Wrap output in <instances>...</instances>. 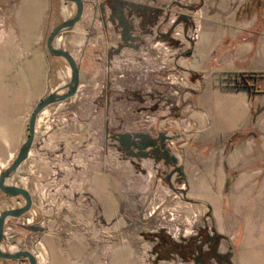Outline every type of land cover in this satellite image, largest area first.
<instances>
[{
    "label": "crops",
    "instance_id": "crops-1",
    "mask_svg": "<svg viewBox=\"0 0 264 264\" xmlns=\"http://www.w3.org/2000/svg\"><path fill=\"white\" fill-rule=\"evenodd\" d=\"M82 1L79 21L53 41L74 58L78 87L72 97L38 113L27 156L6 179L29 192L32 206L4 221L2 249L28 251L36 264H104V220L117 209L105 172V79L116 63L140 56L117 53L137 54L143 45L160 42L176 52L166 55V64L185 77L178 110L161 107V126L151 132L172 138L166 147L177 163L170 170L180 167L182 176L175 172L170 182L222 237L217 252L226 255L225 264H264V0L177 1L157 18L159 0H126L151 9L130 16V33L141 39L131 46L124 45L118 21L110 20L124 1ZM1 11L0 140L16 141L17 154L35 105L52 92L67 91L69 64L51 55L46 41L76 6L23 0L12 20ZM166 11L173 18L166 19ZM143 56L151 84L154 55ZM240 79L246 85H237ZM0 195L24 204L22 197ZM70 219L84 225L75 243L68 240ZM2 260L29 264L26 258Z\"/></svg>",
    "mask_w": 264,
    "mask_h": 264
},
{
    "label": "rangeland",
    "instance_id": "rangeland-1",
    "mask_svg": "<svg viewBox=\"0 0 264 264\" xmlns=\"http://www.w3.org/2000/svg\"><path fill=\"white\" fill-rule=\"evenodd\" d=\"M22 1L0 0V17L1 10H4L7 19L12 20ZM177 1L186 2V0H159L156 3L154 17L158 16L157 12H163L168 8L174 10ZM142 5L144 4H139ZM164 5L168 7L165 8ZM166 13L168 14L166 19L173 16L170 11ZM168 46L158 42L153 43L149 48L143 45L137 54L132 50L117 53V55L140 56L134 61L131 59L132 62L124 59L120 64L116 63L111 71L112 74L105 79L108 83L103 103L105 105V172L111 177L110 192L117 202V209L111 218L104 220V264H204L191 260L187 246L197 245L200 241L204 244L206 239L200 237L202 233L211 237L214 235L208 228L207 215L195 212L194 206L185 198L182 190L178 189L175 183L170 182L174 172H171L170 164H166L160 154L152 160L135 158L132 152L123 151L114 138L116 132L155 134L161 126L159 116L161 107L169 105L174 111L178 110L175 105L182 99L181 85L185 82V77L181 70L172 68L164 61L166 55L176 53L170 51ZM111 54H116V51L113 49ZM143 55H154L155 66H153L151 84H148L145 78ZM174 77L175 82H171ZM236 84L246 85L243 79ZM151 106H154L152 114ZM129 129L132 132L127 131ZM169 142L173 144L172 140H168L167 144ZM15 144L14 140H0V173L15 158ZM21 205L15 200L0 195V212ZM82 222L67 220L66 228L70 242L75 243L80 239V235L74 236V234L80 233L84 227ZM218 238V242H221L222 237ZM203 249H207V246ZM0 264H4V260L0 259ZM206 264L219 263L212 258Z\"/></svg>",
    "mask_w": 264,
    "mask_h": 264
},
{
    "label": "water",
    "instance_id": "water-1",
    "mask_svg": "<svg viewBox=\"0 0 264 264\" xmlns=\"http://www.w3.org/2000/svg\"><path fill=\"white\" fill-rule=\"evenodd\" d=\"M62 2H71L76 6V11L73 17L64 20L62 23L57 25L49 34L47 41H46V48L48 52L56 57L64 58L70 67L71 77L69 83L65 86L67 91L65 93H58L57 91L50 93L46 97H44L41 101H39L28 120V135L25 142L20 147L16 157L12 161V163L5 168L0 173V191L8 195L10 197H22L24 199V204L18 206L17 208L5 209L0 212V259L5 260H17L20 258H26L29 264H36L35 257L28 251L20 250L17 252H5L1 247V242L4 238L3 233V226L4 221L8 218H19L22 215L26 214L30 211L32 206V201L29 192L21 187L14 186L11 184L6 183V179L10 177V175L17 169V167L25 160L28 150L33 141V134H34V124L35 119L38 113L47 105L66 100L72 97L76 89L78 87V67L74 60V58L64 49L56 48L53 45V41L55 37L64 29L73 26L82 16L83 12V1L82 0H60ZM122 5L119 7L117 13L110 17L111 21H118L121 27L122 32V40L124 45L131 46L130 41H139L141 40L140 37H132L131 35V23L129 21L130 16L134 12H151L150 7L148 6H139L135 5L131 2H123ZM127 8V10H126ZM101 13L103 14L104 8L102 5L99 7ZM122 46L116 49V53ZM137 48V47H136ZM114 138L117 139L119 142V146L123 151H130L132 152V156L135 158H144V159H153L158 154L162 157L166 164H173L177 163V158L171 155L170 150L166 147L167 141L172 140L171 137L167 136L163 132H159L156 137H152L149 132H137V133H120L116 132ZM135 150V152H134ZM171 172H177L182 176V171L180 167H174ZM213 259H216L219 264L226 263L225 258L226 255L216 252L213 255Z\"/></svg>",
    "mask_w": 264,
    "mask_h": 264
},
{
    "label": "flooded vegetation",
    "instance_id": "flooded-vegetation-1",
    "mask_svg": "<svg viewBox=\"0 0 264 264\" xmlns=\"http://www.w3.org/2000/svg\"><path fill=\"white\" fill-rule=\"evenodd\" d=\"M119 7L120 6H118V5H116L114 7L113 15L115 13H117ZM218 239L219 238L217 236H214V235H212V237L208 236L207 240L205 241V243L199 249V252L195 251V253L190 255L191 256V260L197 261L198 263L206 264L207 261H210L212 258H214L213 255L217 252L216 248H217V244H218ZM204 246H207V249H203Z\"/></svg>",
    "mask_w": 264,
    "mask_h": 264
},
{
    "label": "trees",
    "instance_id": "trees-1",
    "mask_svg": "<svg viewBox=\"0 0 264 264\" xmlns=\"http://www.w3.org/2000/svg\"><path fill=\"white\" fill-rule=\"evenodd\" d=\"M235 137V136H234ZM200 237H205V239L207 240V235H205L204 233L200 234ZM201 242V241H200ZM198 243L197 245L196 244H190L187 251L189 252L188 256L192 255L193 253H195V251L199 252V249L202 247L203 243ZM186 249V248H185Z\"/></svg>",
    "mask_w": 264,
    "mask_h": 264
},
{
    "label": "built area",
    "instance_id": "built-area-1",
    "mask_svg": "<svg viewBox=\"0 0 264 264\" xmlns=\"http://www.w3.org/2000/svg\"><path fill=\"white\" fill-rule=\"evenodd\" d=\"M167 79H169V78L167 77ZM174 80H175V77H174V79H171V82H175ZM169 144H171V142H169Z\"/></svg>",
    "mask_w": 264,
    "mask_h": 264
}]
</instances>
